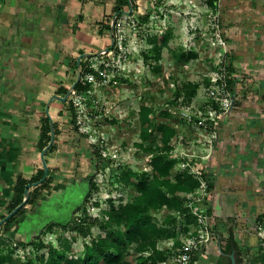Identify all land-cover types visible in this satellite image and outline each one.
<instances>
[{
  "label": "rangeland",
  "instance_id": "rangeland-1",
  "mask_svg": "<svg viewBox=\"0 0 264 264\" xmlns=\"http://www.w3.org/2000/svg\"><path fill=\"white\" fill-rule=\"evenodd\" d=\"M145 11L125 17L123 27L117 34V39H122V42L117 44L118 51L113 57L118 68L108 70L107 81L100 86L89 87L90 90L82 96L79 125L94 150H100L101 158L97 159L98 167L95 166L92 173L98 190L92 193L86 202L85 196H79L76 202L78 205L84 202L86 213L102 221L107 220L103 214L108 208L107 198H113L117 204L121 196L128 199L132 195L130 191H120L116 188L118 182L114 180L113 175L119 171V167L129 165L138 170L151 169L147 163L148 153L137 143L147 146L160 142L157 131H153L145 140L142 137L143 128L151 129L156 122L173 126L175 133L170 138V148L166 149L168 155L176 160L169 175L171 180H174L176 172L186 167H189V171L195 173V176L201 171L213 172L212 167L218 162V148L224 142L221 141V133L224 130H227V142L232 148L234 144H242L245 150L258 151L259 141L264 138V113L260 114L264 110V87L263 84L260 85V81L264 80V70H257V65H254L257 62L254 59L246 62L244 66L233 65V45H230V40L226 37L230 34L229 28L233 24H237L235 27H242L247 19L258 18L264 24V0H215L212 4L207 0H149ZM162 31L167 33L169 38L166 45L160 47L156 60L150 38L161 34ZM191 49L196 52L195 57L188 60L179 58L181 50L187 52ZM219 59L224 61L227 76L232 81V102L224 113L211 122L206 116L207 111L203 109L204 126L198 124L197 120L188 122L187 115L192 114V109L202 105L205 100L204 87H208L210 83L214 84L210 79L215 77ZM189 82L197 83L198 88L195 95L186 102L185 90ZM177 90L180 94H177ZM141 105L151 108L148 127H141L139 123ZM165 111L168 114H164ZM250 119L256 120L251 127ZM229 129L230 132L227 133ZM248 130L256 132L249 136L246 143L244 139ZM237 136L240 138L236 139ZM233 155V150L229 148L226 156L229 161ZM254 161L255 157L250 163ZM254 170L253 167V172ZM250 177L253 186L256 178L253 173ZM212 189L213 185L210 189L203 185L194 192L187 193V197L191 198L187 202V206L191 207L190 218L186 213L179 214L178 211L169 210L165 203L150 211L151 215L158 219L160 229L173 231L174 236L180 238L183 243L200 239L195 244L197 248L191 252V256L196 260L188 264H228L227 258L219 255L216 231H219L220 223L211 212L207 213L202 221L196 216L197 211L203 213L210 207ZM258 195L256 201L260 212L256 210L249 216L238 214L237 226L232 230V235L239 242L246 237L249 240L250 245L246 250L248 255L241 264H254L255 260L256 264L264 263V254L260 249L264 241V191ZM185 204L183 202L182 206ZM83 212L81 210L78 214L75 213V216L73 212L69 214L68 208L64 207L60 212L54 210L50 220L77 223ZM257 215H261L260 230H257L258 224L250 225ZM168 216H174L175 223L169 222ZM248 225L250 227L247 229L245 226ZM72 229L70 226L63 230L54 225L53 232L44 230L38 232L39 236L30 235L24 248L14 246L10 239L6 240L3 253L8 248L15 247L13 256L34 257L39 253L46 256L47 248L43 244L50 242L53 246H58L61 240L58 237L70 238ZM72 233L76 234L75 231ZM100 233L103 234L104 230L99 226L92 227L93 236ZM174 236L157 241V249L170 247L172 250L165 264H180L175 261L177 255L174 252L177 248L172 246ZM86 240L87 236L77 234V240L73 243L76 252L83 249ZM209 255L217 257L220 263L207 261ZM155 264L163 263L157 261Z\"/></svg>",
  "mask_w": 264,
  "mask_h": 264
},
{
  "label": "crops",
  "instance_id": "crops-1",
  "mask_svg": "<svg viewBox=\"0 0 264 264\" xmlns=\"http://www.w3.org/2000/svg\"><path fill=\"white\" fill-rule=\"evenodd\" d=\"M147 6L149 0H0V219L9 212L17 176L30 179L45 164L43 179L51 177L50 188L1 239L26 241L42 217L64 207L71 214L76 199L85 196L95 167L94 146L79 129L66 95L76 87L77 65L112 45L113 19L145 13ZM235 26L226 36L233 45V65L254 59L257 70H264V24L257 18ZM226 131L211 172L210 212L220 224L227 217L236 222L238 214L260 212L256 195L264 191L254 174L257 167L247 163L248 153L256 151L242 144L232 148ZM255 132L248 130L244 141ZM228 147L234 153L230 161ZM243 242L250 245L247 237Z\"/></svg>",
  "mask_w": 264,
  "mask_h": 264
},
{
  "label": "trees",
  "instance_id": "trees-1",
  "mask_svg": "<svg viewBox=\"0 0 264 264\" xmlns=\"http://www.w3.org/2000/svg\"><path fill=\"white\" fill-rule=\"evenodd\" d=\"M207 1L212 4L215 0ZM168 38L169 35L163 31L161 34H155L150 38V42L153 43L152 50L156 55V60L159 56L160 47L166 45ZM195 56L196 52L192 49L187 52L182 50L179 52V58L182 60H188ZM231 83L232 81L229 79V87H231ZM75 88L79 91L84 89L77 83ZM197 88V83H187L185 90L186 102L195 95ZM177 94H180L179 90H177ZM139 109L141 113L139 123L141 127H148V114L151 112V108L141 105ZM262 113H264V110L260 112V114ZM164 114H168L167 111ZM255 121V119H252L250 125L253 126ZM153 131H157L160 144L153 145L150 143L147 146H143L141 143H137L149 155L147 163L151 167L150 171L133 169L129 165L119 167V171L113 175L114 180L118 182V187L116 188L120 191H130L132 195L128 199H124L121 196L117 204L114 203L113 198H107L108 208L103 212L107 220L102 221L100 218L92 217L86 213V207L83 202L81 205L76 206L73 211L74 214H78L81 210L84 211L83 215L78 218L77 223L52 221L46 227V231L53 232L52 228L54 225L63 230L71 226L73 228L72 232H76V234L70 232V238L67 236L58 237L61 240L56 247L50 242L43 244L47 248L46 256L44 253H39L34 257L28 255L23 258L13 256L15 247H10L3 253L5 240L0 237V264H155L157 261L167 259L172 250L167 247L160 250L157 249V241L160 238L173 237L174 232L160 229L157 224L158 219L156 216H152L150 211L159 208L161 204L165 203L169 210L178 211L179 214L186 213L187 217L190 218L191 207L187 206V202H189L187 193L194 192L202 181L210 189L214 178L210 170L207 172L202 171L199 176H195L187 169H184L176 172L173 176L174 180H171L169 175L176 160L168 155L167 150L170 148L168 145L170 138L175 133L174 128L165 122H156L151 129L145 130L143 128L142 137L145 140L148 139ZM259 142L260 150L248 153L247 163H250L252 158L255 157V161L250 164L257 167L254 174H257V179L261 180L264 187V138ZM94 152L96 158L95 166L98 167L97 159L101 158V152L99 149L94 150ZM247 166L250 168V165ZM43 176L44 169L38 170L35 176L30 179L17 176L12 188L13 196L8 207L9 212L23 200L26 184L31 185L32 188L24 205L0 224V234L7 236L17 217L26 210L28 205L35 204L43 196L45 190L47 191L50 188L51 177L43 179ZM87 188L84 198L85 202L92 193L98 190L93 176L89 178ZM183 202L186 203L185 206H182ZM209 212L210 207H207L206 213ZM260 216L257 215L254 219L256 225ZM189 218H187L188 221H190ZM168 221L175 223L176 218L168 216ZM95 226L103 229L104 233L93 236L91 230ZM235 226V218L227 217L219 225V231H216L219 255L226 257L228 264H230L229 254L232 251L235 264H241L244 255L247 254L246 250L248 247L246 243H239L238 239L232 235V230ZM226 232H229V234ZM77 234L87 236V240L84 241L83 249L80 252H76L73 245L77 240ZM173 242L175 247L181 244L180 238L175 237ZM14 243L21 248L27 245V242L22 240ZM260 249L261 253L264 254V241ZM195 260L196 258L191 256L190 263ZM207 261L220 263L214 255H209Z\"/></svg>",
  "mask_w": 264,
  "mask_h": 264
},
{
  "label": "built area",
  "instance_id": "built-area-1",
  "mask_svg": "<svg viewBox=\"0 0 264 264\" xmlns=\"http://www.w3.org/2000/svg\"><path fill=\"white\" fill-rule=\"evenodd\" d=\"M126 15H119L116 16L113 21V43L109 48H106L102 51H100L96 55H91L85 59L82 63H79L77 65V75L79 74V78L77 83L80 84V86L84 87L83 91H79L77 88L73 87L70 90L69 98L71 101V104L74 109V115L77 121V124L79 125L80 121V107L82 106V96L86 91H89V87L91 86H100L105 81H107L106 76L108 75V70H114L118 67L116 66L115 61L113 60L114 56H116L118 51L117 44L122 42V39H117V34L120 32V30L123 27L124 20ZM217 44V43H216ZM224 61L219 59L216 63V69H215V77H212L210 80L214 84H209L208 87H204L203 93L205 100L203 101L202 105L197 107L196 109H192V114L187 115L188 122L190 121H196L198 124L204 126L205 120L203 117V109L207 111L208 120L211 122V120H214L218 117L219 114L224 113L227 108L230 106L232 102V95L230 92V87L228 85L229 76H227V70L224 65ZM193 117V118H192ZM79 129L83 131L82 126L79 125ZM215 137V135H213ZM188 171L190 170L189 167H186ZM191 172V171H190ZM202 172V171H201ZM199 172V175L201 174ZM192 173V172H191ZM195 174V173H193ZM198 175V176H199ZM207 187L206 183L204 181L201 182L202 186ZM188 199L191 200V198L188 196ZM196 216L198 217L199 221H202L204 218H206L207 213L206 211L202 213V211H197ZM258 225L257 230H260L262 228V224L260 222L257 223ZM197 241H200V239H197ZM196 242L192 241L191 243H183L181 241V244L176 248L177 250L174 252L176 253V262L180 264H188L191 260V252L194 251L196 247ZM13 245L15 243L13 242ZM174 247V244H172ZM19 247V246H16ZM20 248V247H19ZM175 248V247H174ZM171 250V248L169 247ZM163 264L166 263V259L161 261Z\"/></svg>",
  "mask_w": 264,
  "mask_h": 264
},
{
  "label": "water",
  "instance_id": "water-1",
  "mask_svg": "<svg viewBox=\"0 0 264 264\" xmlns=\"http://www.w3.org/2000/svg\"><path fill=\"white\" fill-rule=\"evenodd\" d=\"M112 29H113V24H112ZM113 43V42H112ZM78 78H79V74L77 75V81H78ZM73 88V87H72ZM71 88V89H72ZM70 89V90H71ZM70 90L68 91L66 97L69 95L70 93ZM65 97V98H66ZM44 169L46 170V165L44 164ZM30 185L29 184H26L25 186V189H24V198L23 200L17 205L15 206L10 212H8L7 215H5L2 219H0V224H2L3 222H5V220L10 217L11 215H13L22 205H24L25 201L28 199L29 197V191H28V187ZM229 257H230V264H235V259H234V254H233V251L229 254Z\"/></svg>",
  "mask_w": 264,
  "mask_h": 264
},
{
  "label": "flooded vegetation",
  "instance_id": "flooded-vegetation-1",
  "mask_svg": "<svg viewBox=\"0 0 264 264\" xmlns=\"http://www.w3.org/2000/svg\"><path fill=\"white\" fill-rule=\"evenodd\" d=\"M52 212H54V211H51L50 214H48L45 217H42V219H40V221H38L39 223L34 227V229L32 231L33 236H35V234H38L36 236H39L38 232H40V233L43 232L46 229V227L49 225V223L52 222V220H50ZM58 212H60V211H58ZM53 222H60V221H53ZM260 264H262V263H260Z\"/></svg>",
  "mask_w": 264,
  "mask_h": 264
}]
</instances>
